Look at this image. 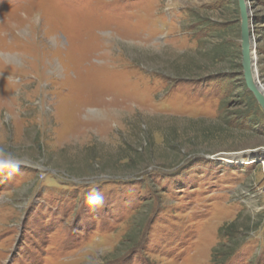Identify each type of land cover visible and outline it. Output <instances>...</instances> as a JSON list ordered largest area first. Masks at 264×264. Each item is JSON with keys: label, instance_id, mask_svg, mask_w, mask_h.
<instances>
[{"label": "rangeland", "instance_id": "obj_1", "mask_svg": "<svg viewBox=\"0 0 264 264\" xmlns=\"http://www.w3.org/2000/svg\"><path fill=\"white\" fill-rule=\"evenodd\" d=\"M238 49L237 0H0V264H264V119ZM202 129L219 137L194 146Z\"/></svg>", "mask_w": 264, "mask_h": 264}, {"label": "water", "instance_id": "obj_2", "mask_svg": "<svg viewBox=\"0 0 264 264\" xmlns=\"http://www.w3.org/2000/svg\"><path fill=\"white\" fill-rule=\"evenodd\" d=\"M240 13L241 65L247 89L264 111V84L260 81L251 32V7L248 0H237Z\"/></svg>", "mask_w": 264, "mask_h": 264}, {"label": "trees", "instance_id": "obj_3", "mask_svg": "<svg viewBox=\"0 0 264 264\" xmlns=\"http://www.w3.org/2000/svg\"><path fill=\"white\" fill-rule=\"evenodd\" d=\"M236 11H237V9H236ZM197 20H199L198 22H203V18H201V17H199V19H197ZM237 20H239V19H237ZM213 23L215 25V26L212 27V30H213V33H214L213 36H218L219 37L218 41L216 40L215 43H214V46H213V50H214V53H213V61L214 62H218V60H220L221 56H224L225 52L228 55L230 61L233 60V58L231 56V54H232L231 53V50H232L233 45H231V43L229 42V40H227L223 35L218 34V31L219 30H221L222 28L226 27L225 23L224 22H213ZM226 54H225V57H226ZM239 59H240V49H238L237 52H236V59H235L236 66L234 68L239 67V66L241 68V64L238 65V62H240ZM218 75H220V74H218ZM218 75H216L215 78L213 77L214 80H217L218 78H220ZM225 77H229V74L226 73L225 74ZM220 79L223 82V78H220ZM246 89H247V87H246ZM247 91H248L247 92V95H248V97H247L248 100L247 101H249V103L251 105H253V107H255V109L257 110V112H261V114L263 116V119H264V113L261 110V108L258 105V103L256 102L253 94H251L248 89H247ZM226 114L228 116L226 117V119H222L223 120V124H224V121H225V123L227 125L228 124L231 125V123H230L231 121H227V119L230 117V114H233V113H230V114L229 113H226ZM220 115L221 114L218 115V118L220 117ZM223 124H222V126H223ZM199 134L201 135V140L200 141H199L200 137L198 136ZM199 134H197V132H196V137H195V138L198 139V141H199L198 143H195V142L192 143V140H189V143H192L194 146H196L199 143H202V142H206V141L215 139L216 137H219L220 130L211 131L209 129H205V130L202 129L201 130V133H199ZM205 151L210 154V153H213L215 150L214 149H210V150H205ZM194 152L195 153H198V152H204V151L203 150H198L196 148L190 149L189 152L185 153V157H188L189 155H191Z\"/></svg>", "mask_w": 264, "mask_h": 264}]
</instances>
